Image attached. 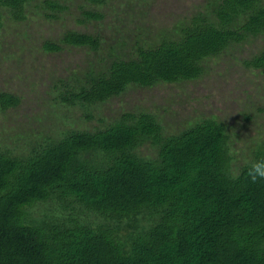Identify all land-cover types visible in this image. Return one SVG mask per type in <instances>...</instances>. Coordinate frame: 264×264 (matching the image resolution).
Segmentation results:
<instances>
[{
  "label": "trees",
  "instance_id": "16d2710c",
  "mask_svg": "<svg viewBox=\"0 0 264 264\" xmlns=\"http://www.w3.org/2000/svg\"><path fill=\"white\" fill-rule=\"evenodd\" d=\"M112 1L82 0L78 22L102 24ZM71 3L0 0V30L29 10L59 20ZM259 36L264 0H206L145 45L119 37L103 55L101 30L43 42L99 58L51 83V128L0 142V264H264V180L247 175L264 140L239 152L214 118L168 132L150 110L100 111L134 87L197 80L207 60ZM243 65L264 74V47ZM19 103L0 92V111Z\"/></svg>",
  "mask_w": 264,
  "mask_h": 264
},
{
  "label": "rangeland",
  "instance_id": "374dc122",
  "mask_svg": "<svg viewBox=\"0 0 264 264\" xmlns=\"http://www.w3.org/2000/svg\"><path fill=\"white\" fill-rule=\"evenodd\" d=\"M73 4V5H72ZM72 0L70 10L59 20H47L29 10L22 22L6 21L0 30V92L19 97L17 107L0 111V142L51 128L56 113L49 108L50 85L74 72L84 71L99 58L86 48L64 47L59 53L42 50L45 41H57L65 30L92 33L101 30L108 45L124 37L126 47L152 43L176 30L206 0H114L102 24H80L79 6ZM264 47V36L210 58L203 75L194 81L131 88L124 95L101 106L105 116L123 110L143 108L159 115L166 130L177 131L201 117L221 121L239 152L264 140V74L247 69L243 61ZM79 111L73 118L75 121ZM36 135V134H35Z\"/></svg>",
  "mask_w": 264,
  "mask_h": 264
},
{
  "label": "clouds",
  "instance_id": "9594fccd",
  "mask_svg": "<svg viewBox=\"0 0 264 264\" xmlns=\"http://www.w3.org/2000/svg\"><path fill=\"white\" fill-rule=\"evenodd\" d=\"M247 175L252 183H256L258 180H264V160L253 163Z\"/></svg>",
  "mask_w": 264,
  "mask_h": 264
}]
</instances>
